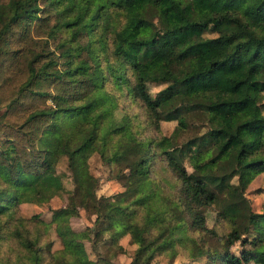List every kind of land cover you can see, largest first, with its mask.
Listing matches in <instances>:
<instances>
[{
  "label": "trees",
  "instance_id": "obj_1",
  "mask_svg": "<svg viewBox=\"0 0 264 264\" xmlns=\"http://www.w3.org/2000/svg\"><path fill=\"white\" fill-rule=\"evenodd\" d=\"M127 1L0 0V240H12L0 264H115L90 257L83 239L121 250L125 233L136 243L127 264H151L158 254L173 264L179 253L264 264V204L253 209L245 194L264 172V0H134L136 29L112 34L105 14L119 11L125 26ZM190 56L204 63L188 69ZM149 81L165 83L164 100L150 94ZM115 90L138 104L142 127L115 114ZM163 115L180 131L195 124L190 117L203 128L179 140L158 133ZM59 130L66 134L55 138L51 163L39 139ZM94 151L125 185L117 200L96 194ZM61 155L74 187L52 210L62 244L52 250L41 229L13 226L26 193L48 196ZM77 192L96 212L80 230L69 223Z\"/></svg>",
  "mask_w": 264,
  "mask_h": 264
},
{
  "label": "rangeland",
  "instance_id": "obj_2",
  "mask_svg": "<svg viewBox=\"0 0 264 264\" xmlns=\"http://www.w3.org/2000/svg\"><path fill=\"white\" fill-rule=\"evenodd\" d=\"M127 5V19L126 25L123 26V22L125 20L124 16L119 11H107L104 18L105 25L110 29L112 34H131L136 29V20L134 16V9L136 7V1L128 0L126 2ZM207 34H212V32H207ZM186 66L188 69L198 67L204 63L203 59L198 56H190L186 58ZM217 74L216 71L213 73L201 76L199 78H194L191 80V83L196 85H201L211 79L215 78ZM148 90L150 94L157 100H164L168 93L167 90L164 89L165 83H158L149 81L148 82ZM116 94L114 99L118 101V106L115 107V114L127 113L130 115L133 120V123H137L139 127L143 126L142 123V113L138 104L129 98L120 94V91L115 90ZM264 101V95H263ZM190 121H193L190 129L186 131H180L179 125L177 124V120L172 117H168V115H163L160 121V128L158 133L163 134H177L179 135L177 138L183 139L188 135L193 134L196 130L202 129L203 127L200 125L201 121L198 118H189ZM146 129L144 128L143 132ZM66 132H62L61 130L54 132L51 134L49 132H44L39 139V145L46 149L45 158L51 163L54 162L57 157V147L55 145V138L63 139ZM55 135V137H53ZM73 166L76 164V161H72ZM186 166L190 169L188 162L185 161ZM88 166L90 171L97 178L96 185V194L98 196H112V199L117 200V194L125 189V185L116 178V176H112L110 168L106 165L97 151L91 153L88 158ZM55 172L57 179L55 183H49L48 186H45L44 190L48 193V196L42 199H37L36 195L26 193V198L22 200L19 204V213L17 214V219L14 220V226L23 229L29 228L31 230H35L36 227L43 231L44 237L43 241L50 240L51 249L55 250L62 246L61 240L57 235L54 223L51 222V213L52 210L56 207L62 206L67 202L68 195L70 191L73 189V179L70 170L67 167V156H60L57 160L55 166ZM157 175H164L167 179L170 178V175L161 167H159ZM57 182H60L61 185L57 187ZM45 180L41 182L40 185H43ZM56 187V188H55ZM44 191L45 195L46 192ZM246 196L250 199L253 209L259 211L261 210L264 204V172H261L256 175V177L249 183L245 190ZM75 200L77 201V211L72 214L69 218V223L73 227V229L80 230L84 229L88 226L94 224V219L96 216L95 208L93 204L87 196L76 193ZM102 210H106L105 207L101 208ZM206 220L207 224H212L214 218V211L211 208H207L206 211ZM3 219L0 217V220ZM89 228V227H88ZM40 230V231H41ZM84 245L90 257L93 258H101V260H112L115 264H127L130 260L133 249L136 247V243L132 240L128 233L121 235L118 239V244L122 246L123 249L116 248V246L109 241L103 242L98 241L96 245L91 243V240L84 238ZM12 240H0L1 244V253H5L4 249L6 245L11 243ZM93 246V247H92ZM232 249L234 251H238L239 243L236 242ZM15 256V253L12 252V258ZM100 260V261H101ZM103 264H107L106 261H101ZM3 264V263H2ZM151 264H170L168 257L165 254H158L155 256L153 262ZM173 264H210L205 261V258H198L196 260H190L181 253L176 255Z\"/></svg>",
  "mask_w": 264,
  "mask_h": 264
}]
</instances>
